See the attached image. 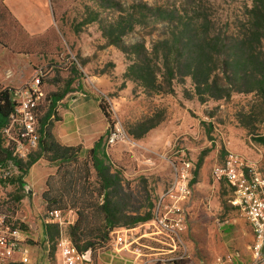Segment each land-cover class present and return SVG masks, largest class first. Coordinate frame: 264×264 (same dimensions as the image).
<instances>
[{"label":"rangeland","instance_id":"rangeland-1","mask_svg":"<svg viewBox=\"0 0 264 264\" xmlns=\"http://www.w3.org/2000/svg\"><path fill=\"white\" fill-rule=\"evenodd\" d=\"M49 1L55 17V27L49 33L53 41L51 52L66 60L61 74L56 76L59 82L56 91L61 92L69 79L73 80L69 89L80 91L92 72L112 77L116 74L115 89L106 93L115 102V109L101 103L112 123L109 128H113L115 119H118L125 131L135 133L137 124L147 118L150 106L165 108V121L160 128L164 126V132H174L169 138L163 136V142L171 150L166 154L175 160L176 173L186 162L191 164V172L199 158L208 157L206 183L214 185L212 201L215 207L221 208L216 214L218 221L233 215L243 216L231 203L233 188L225 180H216L212 171L232 151L253 162L264 178V102L257 92L245 91L264 64V37L257 34V16L264 11V0ZM130 20H133V31L120 41H111L110 38L115 37L113 34H120L117 26L127 29ZM5 28L13 32L12 26L7 24ZM163 54H167L166 60ZM198 61L203 68L215 69L218 83L227 87L229 95L210 97L205 88L195 87L190 72L198 66ZM223 63L230 67L228 70L238 72H244L245 65L254 72L253 77L246 75L243 87L241 81L236 80L237 72L229 71L228 75L221 72ZM88 64L89 68L83 69ZM145 64L151 69L150 75L146 74ZM165 65L167 70H164ZM152 73L161 80V87L165 91L171 89L172 93L155 96L151 89L138 83L139 76L145 78ZM199 77L198 82H202L203 77ZM123 95L127 98L120 100ZM182 126H185L184 133H180ZM110 161L122 170V174L130 173L134 168L130 158H123L120 163L111 158ZM53 168L56 172V167ZM168 168L172 174L171 165L168 164ZM169 180L162 182L163 190L168 187ZM140 183L134 181L131 189L134 196H138L134 190H140L144 197L147 191ZM13 186L3 192L6 200L0 205L11 215L17 210L19 199L16 197L22 196L20 186L17 183ZM146 203L132 202V205L138 208ZM63 212L66 214L68 210ZM112 232H109L105 247L110 245ZM58 236L56 234V238ZM201 249L195 244L197 262L202 258L204 264L207 260Z\"/></svg>","mask_w":264,"mask_h":264},{"label":"crops","instance_id":"crops-1","mask_svg":"<svg viewBox=\"0 0 264 264\" xmlns=\"http://www.w3.org/2000/svg\"><path fill=\"white\" fill-rule=\"evenodd\" d=\"M0 3L27 38L50 41L49 47L43 50L40 48L32 54L15 53L0 44V88L20 89L37 78L45 96L56 92V86L59 85L56 76L61 74L60 70L66 65V60L64 57L59 59L51 52L53 41L49 33L55 27V17L50 1L0 0ZM87 68L89 64L83 67ZM116 79V74L112 77L106 73L92 72L85 79L83 88L65 93L49 116H46L47 102H42L37 112L38 123L44 119V130H48L62 146L91 149L100 137L106 141L110 131L119 130L125 140L111 147L105 146V152L109 159L118 163L123 158L133 161V170L127 174L123 172L122 177L130 184L141 181L140 184L146 188L147 195L153 202L150 219L133 227L114 228L110 245L93 253L87 252L89 261L84 264H168L171 260H183L184 264H203L201 256L199 263L197 262L195 244L201 246V252L205 253L207 262L204 264H214L218 257L224 260V264H250L254 236L244 216L233 215L222 221H218L216 217L221 208L215 207L212 201L214 185L206 183L208 157L199 158L196 168L189 172L190 198L175 204L173 198L167 195L176 179L177 165L175 167V160L167 156L166 153L171 150L163 142V136L169 138L174 132H164V126L160 128L165 121V108L150 106L147 118L137 124L135 133L125 131L118 119H115L113 128H109L101 103H107L111 110L112 107L115 109V102L106 93L115 89ZM72 84L73 81L71 88ZM154 94L161 97L163 93ZM123 96L119 99L127 98ZM180 105L177 103L182 108ZM182 129L180 133L186 132L185 126ZM203 154L205 156L204 152ZM167 163L171 165L172 174ZM54 173L55 168L43 159H38L22 179V196L16 203L17 210L12 216L23 223L24 240L21 250L27 253L28 264H63L53 246L59 230L45 222L43 215L46 209L41 200L46 179ZM168 178L169 185L163 190L161 184ZM11 187L14 186L9 184L0 190V205L6 200L3 192ZM198 189L204 192H199ZM0 211L4 212L1 206ZM65 216L68 224L63 234L67 235V228L74 222L76 215L73 211H68ZM162 219H167L170 226L177 223L175 228L179 230L162 228ZM262 253L264 256V246ZM19 257L20 252H17L14 260L19 261Z\"/></svg>","mask_w":264,"mask_h":264},{"label":"trees","instance_id":"trees-1","mask_svg":"<svg viewBox=\"0 0 264 264\" xmlns=\"http://www.w3.org/2000/svg\"><path fill=\"white\" fill-rule=\"evenodd\" d=\"M260 15L257 16V34L260 33V37H264V11H260ZM0 22H2L1 28L3 27L0 29V44L15 53L32 54L40 48L43 50V48L50 46L49 40L27 38L2 3H0ZM128 22L129 28L127 29L123 27L122 30L117 26L116 29L120 34H113V37H115L110 38L111 41L114 39L116 42L120 41L121 37L133 31V20ZM7 24L12 26L13 32L10 33L6 28L4 29ZM163 57L166 60L168 56L167 54H163ZM200 64L198 61L199 67L197 66L190 72L195 87L205 88L210 97H215V94H220L219 97L229 95L227 87L225 88V86L218 83L215 69L212 67L203 68ZM262 66L257 70V78L254 77L252 80L253 84L248 87H245L243 80L247 77L246 75L253 77L254 72L252 73V70L248 67L246 68L245 65L244 72H238L234 69L228 70L227 68L230 69V67L226 63H223L221 72L224 74H229V71L232 73L237 72L236 80L241 81L240 84L245 87V91L257 92V95L264 102V64ZM145 68L146 74L150 75L151 69L149 66L145 64ZM164 70H167L166 65ZM199 76L203 77L202 82H198L197 78L199 79ZM129 77L133 81L135 80L132 75ZM148 78H150L149 82L146 81ZM163 79L166 80L164 76ZM138 80L141 86L151 89L154 93H172L171 89L165 91L161 87L162 82L154 76V73L145 78L139 76ZM72 81L69 79L66 87L61 92L56 91L49 96H45V103H48L46 116L54 112L56 103L65 93L70 91L69 86ZM144 81H146L145 84L142 83ZM146 83L150 84V86L148 87ZM12 92V88H0V130L8 124L10 115L14 110V104L11 101ZM103 112L110 123V117L104 108ZM45 124V120L41 119L39 123L41 138L38 150L33 156L31 155L33 152L29 155L27 163L24 161L17 163L20 174L10 180L9 184L12 182L13 185L17 183L21 188L22 176L40 158L46 161L49 166L56 167L55 174L50 175L46 179L41 200L46 210L59 209L75 213L76 219L68 228L67 234L80 253H93L105 248L109 240V232L114 228L133 227L151 218L152 199L147 195V192H144L145 196L143 197L140 190H134L138 193V196H134L130 182L125 181L122 177V170L113 166L107 156L103 137H100L91 149H83L81 146H62L53 138L48 130H44ZM109 125L111 126L112 123ZM10 157V153L2 149L0 137V164ZM19 198L20 196L16 197V200ZM145 201L147 202L146 205H139L138 208L132 205V202L140 204ZM169 264H184V261L173 260Z\"/></svg>","mask_w":264,"mask_h":264},{"label":"built area","instance_id":"built-area-1","mask_svg":"<svg viewBox=\"0 0 264 264\" xmlns=\"http://www.w3.org/2000/svg\"><path fill=\"white\" fill-rule=\"evenodd\" d=\"M12 90L11 101L14 104V110L8 124L0 130L1 147L11 155L8 160L0 164V190L9 185L10 180L19 176L17 163L26 161L32 152L38 150L41 138L37 112L42 102H45V93L40 87L39 80L35 78L24 87ZM123 140H125L123 134L114 129L108 133L105 146L111 147ZM190 168V163H184L167 191V195L173 198L175 204L191 197V189L188 185ZM212 174L216 180H225L233 188L231 203L239 208L254 236L250 264H262L264 262L262 253L264 246L263 176L253 162L232 152H228L221 164L214 166ZM43 218L46 223L56 226L59 230V236L55 239L53 246L59 253L62 263L84 264L87 262L85 260L87 252L80 253L68 235L63 234L68 224L64 212L59 209L46 210ZM168 222L167 219L160 220L161 227L171 231L179 230L175 228L178 226L177 223L170 226ZM22 225V221L17 217L0 211V264L29 263L27 253L21 250L24 240ZM17 252H20L19 261L14 260ZM214 264H224V260L218 257Z\"/></svg>","mask_w":264,"mask_h":264},{"label":"water","instance_id":"water-1","mask_svg":"<svg viewBox=\"0 0 264 264\" xmlns=\"http://www.w3.org/2000/svg\"><path fill=\"white\" fill-rule=\"evenodd\" d=\"M27 189V188H26ZM28 190V189H27ZM85 260L86 261H89V258L85 255Z\"/></svg>","mask_w":264,"mask_h":264}]
</instances>
